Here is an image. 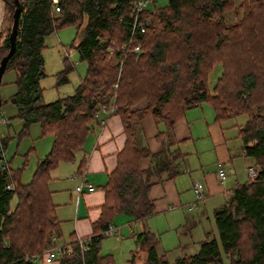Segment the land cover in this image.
Segmentation results:
<instances>
[{"label": "trees", "instance_id": "16d2710c", "mask_svg": "<svg viewBox=\"0 0 264 264\" xmlns=\"http://www.w3.org/2000/svg\"><path fill=\"white\" fill-rule=\"evenodd\" d=\"M19 1L15 48L5 66L16 74L10 101L23 122L20 133L27 135L37 122L40 135H51L52 143L25 183L21 168H10V174L0 168V264H36L52 237L59 236L47 187L50 172L60 161L74 159L95 114L110 104L125 140L102 185L104 201L92 222L94 232L106 229L119 213L146 220L153 212L151 177L178 173L175 160L184 154L169 149V143L163 151L150 152L140 136V119L152 116L162 126L156 137L163 140L186 110L208 104L218 122L245 116L236 123L240 150L257 166L256 175L225 191L213 211L217 236L207 232L195 253L181 247L174 261H168L165 250L157 251L159 234L148 227L134 234V240L145 252L143 264H223L224 258L229 264H264V0H166L163 5L151 0L141 13L144 32L133 34L129 14L136 0H58L55 12L49 0ZM4 2L7 26L0 36V58L9 47L14 9L13 0ZM230 10L240 11L233 21L225 17ZM85 19L83 36L70 45L86 62L85 73L72 94L42 102L44 37L63 27L79 28ZM217 64L219 75L209 87L208 75ZM68 70L59 72L58 81H66ZM0 141L3 153L7 139ZM144 157L151 159L146 168L141 166ZM9 180L12 190L4 187ZM102 238L101 233L86 238L83 250L71 237L57 264H114L111 254L100 253Z\"/></svg>", "mask_w": 264, "mask_h": 264}, {"label": "crops", "instance_id": "0c3cea01", "mask_svg": "<svg viewBox=\"0 0 264 264\" xmlns=\"http://www.w3.org/2000/svg\"><path fill=\"white\" fill-rule=\"evenodd\" d=\"M6 26V6L4 0H0V36ZM80 77L81 75L78 74V78ZM101 119H104L105 122L101 123ZM236 123V119L215 121L212 107L208 104H201L186 110L183 117L166 131L163 140H158L156 133L158 128L160 129L162 126L155 124L150 115H145L140 119V136L150 152L163 151L169 143V149L178 148L184 154L175 160L178 164V173L175 176L164 177L160 180L157 176L151 177L148 196L153 202V212L150 216L156 215L157 218L161 212L171 211L172 209L166 210L170 204L182 205L183 196L186 197L187 191L190 190L191 192L195 183L204 190V201H207L213 200L225 191H230L243 181L240 180L239 182L238 179H244L247 174V167L254 165L251 159L241 153L242 142L238 137ZM124 140L125 135L119 115L100 109L82 147L75 152L74 159L60 161L50 172L51 178L47 182V187L50 190L51 200L55 204L54 215L59 220L60 226L59 236L57 238L52 237L55 238L53 243H66L71 237L76 239L77 236L88 237L91 234L102 232V230L101 232H94L92 222L100 214V208L104 201L102 185L115 166L116 153L122 148ZM81 161L83 174L77 178H72ZM150 161V157L142 158L141 166L146 168L150 165ZM68 163H70L68 167L64 165ZM218 163L222 164L225 171L226 177L223 182H220L216 174ZM54 170L58 171L54 173ZM81 180L84 183V192L77 194L75 186ZM50 183H52L51 186ZM88 183L94 186L93 190L86 191V184ZM162 217L163 224L172 229L171 224L166 222L164 216ZM118 218L127 221V224L130 225L127 231L130 236H133L135 232L131 225L137 220L134 221L125 216ZM112 221L110 225L115 227V221ZM184 224L191 226L193 222L185 220ZM122 225L119 229L122 228ZM144 227L151 230L149 224H143ZM179 229L180 226L177 230ZM183 233H185L183 236H179L182 240L178 242L179 253L181 247L183 251H186L185 247L191 237L189 230ZM205 235L202 236L201 240L205 238ZM61 237L68 240H61ZM198 246L199 242L196 247ZM38 260L40 264H57V260L45 262L43 257Z\"/></svg>", "mask_w": 264, "mask_h": 264}, {"label": "rangeland", "instance_id": "374dc122", "mask_svg": "<svg viewBox=\"0 0 264 264\" xmlns=\"http://www.w3.org/2000/svg\"><path fill=\"white\" fill-rule=\"evenodd\" d=\"M165 2L166 0H155L157 5H163ZM237 3L238 0H234V4ZM239 14V10H230L225 13V17L227 20L233 21ZM85 25L86 19L79 28L73 26L63 27L44 37L45 47L42 55L46 76L40 80L42 102H51L72 94L79 82L78 74L83 76L85 73L86 62L81 60L78 51L70 46L83 36ZM65 59L67 60L66 62ZM66 67H69L66 73V81H58L60 77L59 72ZM219 72L220 65L217 64L208 75L209 87L213 85ZM15 77L16 74L12 69L4 71L1 76L0 137H5L7 139L3 155L9 167L14 170L21 168L20 181L25 183L31 179L37 159L43 157L50 149L52 136H41L39 124L37 122L29 126V133L27 135H22L20 133L23 122L16 116V107L10 101V96L16 89L14 83ZM243 118H245V116L240 115L236 120L241 122ZM64 165L68 167L70 163ZM253 165L258 170L257 166L255 164ZM59 167L57 168L60 169ZM56 171L58 170H54L53 172L56 173ZM60 172L63 173L62 171ZM247 179L248 177L246 174L244 179H238V181L240 182V180H243L241 182H244ZM51 184L52 183L49 185L51 186ZM186 194V197L183 196L182 205H175V207L171 208V211L161 212L157 218L155 217L156 215H152L146 220L132 222L131 225L136 234L143 230V224H149L151 230L159 234L160 242L157 246L158 253L160 254L165 250V257L170 262H173L179 254L178 242L181 240L179 236H183L185 234L183 232L189 230L191 233V237L185 247L187 253H195L198 250L196 245L206 232H208L210 236H217L213 211L224 201V193L213 200L207 201H204L205 199L196 200L192 190L191 192L190 190L187 191ZM10 202L11 205H13L15 197H13ZM189 208L191 210H188ZM160 215L166 218V222L171 224L172 229H169L163 224L164 220ZM119 216H125L129 219V216L123 213H119L113 218L115 221V227H113L117 232L113 235L104 236L101 239L100 253L111 254L114 264H143L146 258L145 252L137 246L134 237L130 236V233L127 231L130 225H128L127 221L124 219L120 220L118 218ZM185 220L192 221L193 224L191 226L184 224ZM155 221H157V223H155ZM121 224H123L122 228L119 229ZM179 226L180 229L177 230ZM61 240L67 241L68 239H62L61 237ZM38 259L39 258L35 260L36 264H40ZM223 264H229L227 258H224Z\"/></svg>", "mask_w": 264, "mask_h": 264}, {"label": "built area", "instance_id": "2783aa9c", "mask_svg": "<svg viewBox=\"0 0 264 264\" xmlns=\"http://www.w3.org/2000/svg\"><path fill=\"white\" fill-rule=\"evenodd\" d=\"M151 0H136L134 2V4L132 5L131 7V10H130V21H131V34L135 33V32H144L145 30V22L141 19V13L143 11V8L150 2ZM49 5H50V9L51 11H58L59 10V5H58V0H49ZM138 50V45H135L133 47V51H137ZM100 109H104V110H107L109 113L113 112L114 110V107L112 104H110L109 106L107 107H100ZM99 109V110H100ZM95 116L97 117L98 116V111L97 113L95 114ZM6 121V120H4ZM105 120L104 119H101V123H104ZM0 148H1V141H0ZM4 153V152H3ZM3 153H0V168L4 171H6L8 174L11 173L10 171V167L8 165V162L7 160L5 159ZM256 172H257V169L255 166H248L247 167V175L248 177L251 179L253 178L255 175H256ZM78 174H83V172L81 173H78ZM78 174L77 173H74L72 175V178H77L78 177ZM216 174H217V177L218 179L220 180V182H223V180L225 179L226 175H225V171L223 169V166L221 163H218L217 164V171H216ZM83 182H79L75 188H76V191H77V194H80L83 192ZM5 189L7 190H12L14 189V183L12 180H9L5 183L4 185ZM94 186L90 183L86 184V189L87 191H91L93 190ZM192 191L195 195V199L196 200H202L205 198V193H204V190H202L201 186L197 183H195L192 187ZM175 207V205L173 204H170L167 206V209H171ZM190 209V208H189ZM117 231L114 229L113 225H108L106 229H104L101 234L104 235V236H107V235H112L114 233H116ZM93 235H96V234H91L90 236H93ZM90 236L88 237H80L78 236L77 237V241H78V245L80 247V249H85V245H86V241L88 239L86 238H89ZM93 238H96V237H93ZM55 238H53V241H54ZM67 252V249L65 248L64 246V243H58V244H55V243H52L51 245L47 246L44 251L42 252L41 254V257H43V260L45 262H52V261H56L58 260V257L62 254V253H66Z\"/></svg>", "mask_w": 264, "mask_h": 264}, {"label": "water", "instance_id": "95a60500", "mask_svg": "<svg viewBox=\"0 0 264 264\" xmlns=\"http://www.w3.org/2000/svg\"><path fill=\"white\" fill-rule=\"evenodd\" d=\"M13 4H14V9L12 13V22L10 26V31L8 33L9 47H8L6 54L0 58V80H1L2 74L5 71L7 60L12 55L14 48H15V38H16L17 24H18L21 4L19 0H13ZM0 104H1V99H0Z\"/></svg>", "mask_w": 264, "mask_h": 264}, {"label": "bare ground", "instance_id": "6f19581e", "mask_svg": "<svg viewBox=\"0 0 264 264\" xmlns=\"http://www.w3.org/2000/svg\"><path fill=\"white\" fill-rule=\"evenodd\" d=\"M111 113H113V112H111ZM81 176V174H78V176ZM82 181V180H81ZM83 182V181H82ZM84 184V183H83ZM84 186V185H83ZM86 191H87V189H86ZM83 192H84V190H83ZM78 237V236H77ZM77 237H76V239L75 240H77ZM80 237H82V236H80ZM85 238V237H84ZM77 243H78V241H77ZM86 247H87V245H85V249H86Z\"/></svg>", "mask_w": 264, "mask_h": 264}]
</instances>
